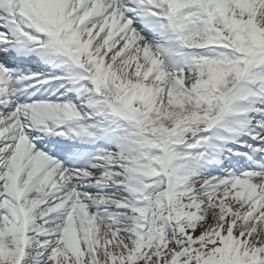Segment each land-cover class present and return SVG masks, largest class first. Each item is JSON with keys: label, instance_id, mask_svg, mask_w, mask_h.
I'll use <instances>...</instances> for the list:
<instances>
[{"label": "snow or ice", "instance_id": "snow-or-ice-1", "mask_svg": "<svg viewBox=\"0 0 264 264\" xmlns=\"http://www.w3.org/2000/svg\"><path fill=\"white\" fill-rule=\"evenodd\" d=\"M0 264H264V0H0Z\"/></svg>", "mask_w": 264, "mask_h": 264}]
</instances>
